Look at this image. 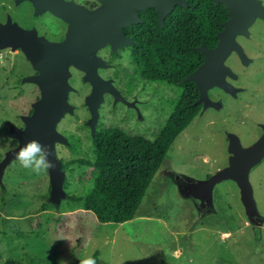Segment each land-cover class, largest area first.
<instances>
[{"label":"rangeland","instance_id":"obj_1","mask_svg":"<svg viewBox=\"0 0 264 264\" xmlns=\"http://www.w3.org/2000/svg\"><path fill=\"white\" fill-rule=\"evenodd\" d=\"M2 2L11 0H0V22L5 18ZM257 16L246 27L248 34L234 37L250 61L242 63L235 51L224 60L235 74L227 80L237 91L230 94L215 85L208 89L218 106L202 107L177 135L132 219L100 222L93 212L71 200L72 194H83L91 186L89 165L62 166L64 195L54 200L49 170L37 175L21 167L16 157L9 159L0 168V264H8L7 258L16 264H82L95 250L99 252L96 264H264V157L248 172L253 217L246 212L232 178L214 184L207 205L186 190L195 180H205L228 164L230 133L248 146L264 132V21ZM43 21L54 25L50 18ZM49 30L47 36L55 37L56 30ZM7 46L0 47V162L19 146L14 130L25 129V118L33 114L42 97L38 83L24 80L38 74L36 69L20 58L11 66ZM121 56L120 67L98 71L106 78L116 69L115 86L117 80L122 87L132 78L126 98L134 106L105 95L95 126H118L153 139L169 115L178 88L145 82L135 74L125 53ZM66 70L71 109L64 111L55 126L65 139L55 142L62 164L92 159L95 131L90 125L85 99L89 86L82 80L83 72L68 63ZM74 138L77 151L71 152Z\"/></svg>","mask_w":264,"mask_h":264},{"label":"water","instance_id":"obj_2","mask_svg":"<svg viewBox=\"0 0 264 264\" xmlns=\"http://www.w3.org/2000/svg\"><path fill=\"white\" fill-rule=\"evenodd\" d=\"M147 1L150 5L157 6L158 20L161 25L164 15L176 3H183L182 0ZM214 2H223L225 7L229 9L227 12L228 19L221 22L222 28L217 32L218 41L214 47L209 48L203 42L198 47L204 55L203 63L187 77L195 82L199 90L196 103H202L203 108L218 106V103L208 96V89L214 85L230 94H235L237 88L226 79V76L235 78V74L224 64V60L231 51H235L242 63L247 64L250 61L243 47L234 37L237 33L248 34L246 27L254 21L255 15L264 18V6L260 0H214ZM135 6L143 7V0H121L120 10L110 8L103 13L102 10H99L96 14L92 13L93 17H89L75 7L65 10V15L68 13L71 15L70 17L76 18L79 24L73 23L70 26L67 41L64 43L50 42L42 37H36L32 31L23 30L9 23L0 25V47L6 45L12 38H29V44L24 41L28 45L23 47L33 67L39 73L27 76L24 80L38 83L42 90V97L35 103L33 114L25 118V129L22 131L14 130V135L20 138L19 146L7 152L4 160L0 162V168L9 159L16 157L15 154L22 145L35 139L50 151L51 155L48 158L56 165L54 169H49L51 193L54 200H59L64 195L62 190L64 178L62 161L56 155L55 142H64L65 139L55 126L64 111L70 109L67 102L69 85L67 83L66 64L70 61L86 70L85 79L93 83L94 89L86 97V103L91 112L90 125L94 129L97 119V106L102 100V90L106 88L102 86L103 81L95 74L92 64L94 60L88 58L90 51L83 47L84 42H93L92 38L95 39L98 35L109 34L111 39L118 35L117 29L120 24L126 25L130 21L137 20L133 11ZM122 38L121 34V42H123ZM103 83L107 84L108 82ZM107 89L115 95V100H118L117 91L114 87L109 85ZM228 150L230 154L228 164L225 167L205 180H195L189 190H186L199 196L203 204L207 205L211 199V190L214 184L222 179L232 178L240 188L241 199L246 212L250 217H253L255 210L248 172L255 163L264 157V132L248 146H243L239 137L230 133Z\"/></svg>","mask_w":264,"mask_h":264},{"label":"trees","instance_id":"obj_3","mask_svg":"<svg viewBox=\"0 0 264 264\" xmlns=\"http://www.w3.org/2000/svg\"><path fill=\"white\" fill-rule=\"evenodd\" d=\"M188 7L176 6L167 16L165 26L151 24L132 48L135 70L148 82L178 88L170 101V112L153 139L130 134L118 126H100L91 136L92 159L76 158L62 164L79 163L92 167V184L83 194H72L79 207L94 213L100 222L122 223L132 219L145 190L177 137L197 116L199 90L187 77L203 63L198 49L203 42L212 48L218 41L221 22L228 9L214 0H187ZM76 138L69 150L77 151ZM99 252L90 257L97 262ZM8 264H16L12 258Z\"/></svg>","mask_w":264,"mask_h":264},{"label":"flooded vegetation","instance_id":"obj_4","mask_svg":"<svg viewBox=\"0 0 264 264\" xmlns=\"http://www.w3.org/2000/svg\"><path fill=\"white\" fill-rule=\"evenodd\" d=\"M182 1H183L182 4L176 3L173 6V8L170 9V11H168L164 15L163 24L161 25L158 20L157 6L150 5L147 0H143L144 2L143 7H136V6L133 7V11L136 14L137 20L130 21L126 25L120 24L117 29L118 35L114 36L112 39L110 38L109 34L98 35L95 39L94 37L92 38L94 40L93 42H84L83 47L86 50H89L90 52H92V50L95 51V53L91 55L89 54L90 57H88L94 60L92 64L94 65L95 74L101 79V81L108 82L107 84L102 82V86L106 88L102 90V100L105 95H110L115 100V95L109 89H107L109 85H111L117 91L118 102L120 104L124 103L130 107L134 106L126 98V94L130 91V89L134 84L132 78L126 80L122 87L119 85V82L117 80V84L115 86L113 84V80L115 78L113 77L117 75L116 69L113 71V75H112L113 77L110 76L106 78L101 76L98 69L106 68L108 66L120 67L121 62L118 60L121 59L122 57L121 54L125 53L127 61L134 65L135 74H137V76L140 79H143L138 75V73L135 70V63L132 57L133 46L135 45V42H138L142 37V30H144V28L146 27L147 20H150L151 24L153 25L159 24L160 26H165V21L167 16L173 11L174 8H176V6L179 5L182 6L183 8L188 7V1L187 0H182ZM260 2L264 6V0H260ZM219 3H223V2H219ZM2 4L4 5L3 12H5V18L4 21L0 22V25H5L7 23H9L10 25H16L17 27H20L23 30L32 31L36 37H42L47 41L56 42V43L66 42L68 38L67 33L69 31L70 26L73 23L79 24L76 18L74 19V17H70L71 15H68V13H66L65 15V10H69L70 8L75 7L80 9L83 13L89 15V17H93L94 15L92 13L96 14V12L99 10H102L101 12L103 13L104 11H108L110 8L111 9L113 8L115 10L121 9V0H11V2L9 3L10 5L7 4L6 2H2ZM48 18L54 21V25H51L50 23L43 21V19H48ZM257 18L264 21V18H262L260 15H258ZM49 28L51 29L54 28L56 30L55 37L49 38L47 36V32L50 31ZM121 34L123 37L122 38L123 42H121ZM24 41H26L29 44V38L25 39L23 37H20L19 39L12 38L8 41V43H6V45L9 46V63L11 64V66H13L14 61L16 62L19 58L22 62L23 61H25L26 63L29 62L32 65V62L28 58L25 49L23 47L25 45H28ZM67 63L72 64L82 70L83 72L81 74L82 80H84L89 86V94L87 95L89 96L92 93L94 86L90 80L85 79V76L87 75V71L70 61H68ZM36 71L39 73L38 70ZM143 80L147 83H158V82H148L145 79ZM69 92L70 91L67 92V100H68ZM200 104L202 108V103ZM69 107L71 109L70 105ZM98 108L99 107L97 106V112H98ZM98 126L99 124L95 126V131L92 133V135L96 132Z\"/></svg>","mask_w":264,"mask_h":264},{"label":"clouds","instance_id":"obj_5","mask_svg":"<svg viewBox=\"0 0 264 264\" xmlns=\"http://www.w3.org/2000/svg\"><path fill=\"white\" fill-rule=\"evenodd\" d=\"M15 155L21 167L37 175L56 167L55 163L48 158L51 155L50 151L35 139L27 141ZM82 264H96V261L92 257H88L82 261Z\"/></svg>","mask_w":264,"mask_h":264}]
</instances>
